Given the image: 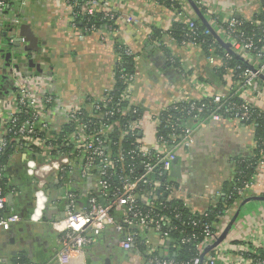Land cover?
Listing matches in <instances>:
<instances>
[{
	"label": "crops",
	"instance_id": "0c3cea01",
	"mask_svg": "<svg viewBox=\"0 0 264 264\" xmlns=\"http://www.w3.org/2000/svg\"><path fill=\"white\" fill-rule=\"evenodd\" d=\"M192 1L204 15L211 32L225 44L230 42L222 27L230 18L236 16L250 21L261 15L260 0ZM176 2L180 9L154 0H98L92 12L113 16V26L106 24L99 29L84 24L73 26V9L67 0H13L7 9H0V45L5 40L6 26L16 18L20 24L31 26L40 46L34 56L37 66L31 71L23 60L15 62L21 65L19 71H5L4 62L0 61V75L6 76L0 80V135L12 110L9 103L18 93L15 72L21 77L40 76L49 82L48 94L55 99L57 110L54 112L58 117V111L73 103H86L90 107L89 100L101 99L114 86L120 45L135 57L131 104L148 120L142 136L147 144H154L156 139L157 127L152 117L170 104L182 98L202 102L212 95L231 94L237 79L226 73L222 78L216 75V68L208 61L210 56L218 58L214 50H209L208 55L201 44L185 45L169 35L178 23L186 26L189 21H195L204 25L189 0ZM158 32L162 33L161 38H155ZM27 46L23 42L21 49ZM238 56L246 66L259 65L252 55ZM217 68H221L220 60ZM47 90L43 89L42 93ZM243 97L264 115V94L260 87L246 89ZM54 120L51 117L48 123L53 126ZM189 124L196 129L195 141L181 153V160L178 159L180 179L191 191L192 208L206 212L218 204L211 201L212 197L225 195L224 188L241 174L236 175L239 167L255 156L256 133L252 125L231 119L210 123L202 129H197L192 122ZM160 134H164L161 128ZM42 160L26 149L17 150L10 160L8 179L16 190L9 204L23 221L9 229L0 227V264H59L61 235L53 223L67 211V192L85 191L87 184L77 172L70 175L71 184L66 185L53 174L47 188L38 189L34 184L33 166ZM250 184V190L215 223L218 235H224L233 223L227 234L230 247L219 264L226 260L234 262L237 248L245 243H254V247L264 250V202H247L253 197H264V162L258 163ZM148 238L163 256L159 237L148 235ZM120 241L121 236L113 228L106 229L84 249V264H148L147 252L126 251Z\"/></svg>",
	"mask_w": 264,
	"mask_h": 264
},
{
	"label": "built area",
	"instance_id": "2783aa9c",
	"mask_svg": "<svg viewBox=\"0 0 264 264\" xmlns=\"http://www.w3.org/2000/svg\"><path fill=\"white\" fill-rule=\"evenodd\" d=\"M75 1L67 0L73 9V26H76L74 21L78 17L74 12ZM9 3L7 0H0V9H7ZM83 3V13L90 15L93 7L98 5V0H86ZM260 4L261 15H264V2L260 0ZM181 15L179 12L178 16ZM104 17L113 20L111 13L106 12ZM186 26L188 38L182 43L200 45L190 34L196 31L197 23L189 21ZM222 30L231 44V53L224 58L210 56L208 61L212 67L217 68L220 60L225 73L237 79L236 87H233L229 95H212L206 99L210 100L215 109L205 120L197 122L198 115L203 114L208 107L188 98H182L154 115L152 120L157 127L154 144H147L142 137L148 120L131 104L135 76H122L126 84L124 93L119 99L112 95L117 79L116 70L122 65V56L115 69L114 86L107 89L101 99L89 100L90 107L86 103L70 104L61 112L58 111V117L54 112L57 110L55 99L48 94L49 82L40 76L21 77L19 72L14 71L18 93L12 103H9L12 110L3 123L0 153L8 146L6 136L10 134L19 144L17 150L24 147L32 155H39L43 160L34 164L33 176L34 184L40 190L47 188L48 179L53 174L59 176L66 185L71 184L70 175L77 172L87 184L85 191L67 192L65 218H59L53 223V228L61 235V250L57 255L59 264H84V249L108 228H113L121 236L120 246L126 251L135 247L141 235H157L164 254L158 257L157 250L147 238L145 245L148 247V264H219L230 243L227 241L228 236L218 243L223 235L214 233L213 226L205 227L202 239L193 235L180 241L184 245L195 243L199 252L200 256L189 262H177L170 258V248L174 241L163 234L162 229L163 226L170 227L173 221L163 213L166 209L165 202H181L193 215L205 214L192 208L189 202L191 191L182 178L178 180L172 176L176 168L175 161L195 141L196 129L189 122L194 123L197 129H202L210 123L227 120L223 114L243 124L253 122L252 111H257L264 117L258 107L243 97L246 89L255 87H260L264 94V22L258 18L246 21L235 16L225 23ZM210 33L211 29L204 32L205 35ZM125 54L131 56L127 49ZM238 55H252L259 62L258 67L246 66L241 60L243 67H237L238 74L228 64L233 56L239 57ZM43 89L47 91L42 93ZM235 99L239 101L236 102ZM188 103H191L188 112L190 118L185 124L174 123L171 115L164 116L178 105ZM51 117L55 119L53 126L48 123ZM160 128L169 134L159 135ZM114 134L119 135V142L113 140ZM130 135L141 137L138 136L130 144ZM116 147L117 150H114ZM262 162L264 160L259 164ZM250 185V182L243 184L238 190L240 197L250 190ZM10 196L0 188V227L4 229L23 221L12 210L6 213ZM221 197L225 195L218 194L211 201L217 202ZM178 218L179 215H176L175 219ZM257 249L254 243H245L237 248L236 260H226L224 264H264V257L260 255L255 259L247 257L257 255Z\"/></svg>",
	"mask_w": 264,
	"mask_h": 264
},
{
	"label": "trees",
	"instance_id": "16d2710c",
	"mask_svg": "<svg viewBox=\"0 0 264 264\" xmlns=\"http://www.w3.org/2000/svg\"><path fill=\"white\" fill-rule=\"evenodd\" d=\"M9 1L10 5H12L13 0ZM75 1V0H74ZM86 0H78L75 1L74 12L77 13V18L75 19V24L80 26L81 24L84 25H91L92 27H97L98 29L101 26L106 24L112 25L113 23L104 17L102 13H94L88 15L84 14L82 11V7L85 6ZM159 4H164L166 6L174 7L175 9H180V5L176 0H154ZM264 2V0H262ZM258 19H261L264 22V15L258 16ZM198 27L194 33H190L194 36V39L199 42L205 52L209 55V50H214L215 55L224 58L226 54L231 53V50L225 49V47L218 41L217 37L211 32L209 35H205L204 32L209 29L205 24L198 23ZM247 30L249 31L250 28L247 26ZM189 33L187 26L182 24H175L172 31L169 35L176 39L179 42L185 41L188 37L187 34ZM155 38H161L163 35L162 33H155ZM118 51L122 56V65L118 66L116 70L117 79L116 85L113 89L112 95L114 98L119 99L126 89V84L124 80L121 78L122 76L134 74V59L135 57L128 56L125 54L126 48L123 46H118ZM229 67L233 69H237L238 66H242V61L239 57L233 56V60L230 61ZM239 74V72L236 70ZM215 73L220 78L224 77L225 70L223 67L216 68ZM234 100V99H233ZM236 100V99H235ZM210 100H204L202 102H198L199 105H203L208 107V109L203 113L198 115V120L202 121L211 115L214 111L215 107L210 104ZM239 100H236V102ZM191 103L188 104H181L178 105L175 109L169 111V113H165L164 116L167 117L168 115L172 116V121L174 123L185 124V122L190 118L188 115L189 107ZM126 106V104H125ZM139 113L141 114L142 111L139 109ZM225 119H231L228 115L223 114ZM193 116V115H192ZM252 119L253 122L247 123L246 125H252L255 128L256 133V151L255 156L251 159V161L246 162L244 166L239 167V170L236 172V175L241 172V174L237 175L235 180L231 185L226 186L224 188L225 197H221L218 201L217 205H213L208 208L205 214L201 215L199 213L192 214L191 210L185 208L181 202H165V211L163 212L166 215H169L173 219L172 225L170 227L163 226L162 233L167 234L170 239L174 241V244L170 248V258L177 261V262H189L192 259L200 256L199 252L195 248V243L190 245L181 244L180 241L185 237H190L195 235L198 239H202L204 235V229L206 226H213L212 231L214 233L217 232L215 228V223H217L221 218H223L226 213L228 212L229 208L234 205V203L240 199L238 190L243 186L245 182H250L251 178L253 177L256 167L258 163L264 160V117L260 115L257 111H252ZM169 132L164 133V135H168ZM115 142H119V135L114 134L112 136ZM138 138L137 135H130L128 140H130V144L133 143ZM6 139L8 141V146L6 149L0 153V188L4 189V192L7 196L13 195V190H16V187L11 186L8 179V166L12 156L16 153L19 144L16 142L15 137L13 135H7ZM119 144V143H118ZM122 145V143H120ZM129 148V144L127 145ZM21 149H24L21 148ZM117 150V147L114 149ZM11 206L8 203L6 213L11 211ZM179 215L178 219H175V216ZM148 238L147 234H143L138 238V242L133 249L140 251L141 253L148 252V247L145 245V241ZM158 257L161 255L156 253ZM258 255L264 257V250L257 249V255H250L251 259H255Z\"/></svg>",
	"mask_w": 264,
	"mask_h": 264
},
{
	"label": "water",
	"instance_id": "95a60500",
	"mask_svg": "<svg viewBox=\"0 0 264 264\" xmlns=\"http://www.w3.org/2000/svg\"><path fill=\"white\" fill-rule=\"evenodd\" d=\"M191 6L197 13L200 20L207 26L209 29H211L210 25L206 21L204 15L200 11V9L196 6V4L189 0ZM8 30L3 34V37H5V40L0 45V61L4 62L3 68L5 71L7 70H13L16 69L19 71L21 69V65L15 62H18L19 60H23L22 63L27 62L28 67L30 68V71L36 68V63L34 60V56L38 51L40 50L39 41L34 32L32 31V28L28 24H20L16 18L12 19L7 25ZM9 34V37H7ZM219 41L223 44V46L230 51L231 46L229 44H225L221 39ZM23 42L27 43L28 46L21 49V45ZM28 59V61H27ZM6 79L5 74L0 75V80ZM179 160L175 161L176 168L175 171L172 173V176L174 178H180L181 174V167L178 164ZM13 200V195L9 197V202ZM250 201H262L264 202V197H253L248 199L247 202ZM65 218V213L62 214V219ZM232 224L228 227L226 233L220 238L218 243H221L228 235L230 228L232 227Z\"/></svg>",
	"mask_w": 264,
	"mask_h": 264
}]
</instances>
